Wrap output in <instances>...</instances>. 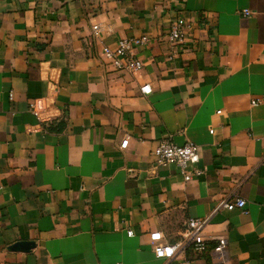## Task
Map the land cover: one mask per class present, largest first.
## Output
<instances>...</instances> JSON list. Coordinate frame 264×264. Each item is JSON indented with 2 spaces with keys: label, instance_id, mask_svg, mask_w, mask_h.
<instances>
[{
  "label": "crops",
  "instance_id": "1",
  "mask_svg": "<svg viewBox=\"0 0 264 264\" xmlns=\"http://www.w3.org/2000/svg\"><path fill=\"white\" fill-rule=\"evenodd\" d=\"M180 17L198 49L169 60ZM121 39L141 70L103 59ZM167 137L198 147L200 176L154 167ZM238 198L245 213L219 208ZM188 219H208L191 264H264V0H0V264H179L148 234L176 241Z\"/></svg>",
  "mask_w": 264,
  "mask_h": 264
},
{
  "label": "built area",
  "instance_id": "2",
  "mask_svg": "<svg viewBox=\"0 0 264 264\" xmlns=\"http://www.w3.org/2000/svg\"><path fill=\"white\" fill-rule=\"evenodd\" d=\"M240 14L248 17L253 13L249 10H243ZM199 20V25H201L202 28L208 31L214 28V22L210 21L212 20L210 15L202 13ZM193 30L194 26L183 17L177 18L170 23L168 32L164 36L172 50L171 55L168 57L169 60L177 55L179 50L193 52L198 49V44L195 39L192 38L190 42H187V40L192 37ZM92 32L94 34L103 32L106 37H111L114 34L110 26L102 27L100 25H93ZM140 43L143 44L144 41L142 40ZM134 45L135 43L133 40L121 39L116 42L114 47L103 48V59L117 72H137L141 70L143 64L140 59L132 54ZM140 92L143 95L150 94V86H142ZM251 104L257 105L258 101L252 102ZM30 109L34 113L40 111L42 109V101L33 100L30 103ZM127 144L128 138L121 143L120 148L125 149ZM151 156L153 158L154 167L175 165L185 183L191 181L193 177H198L202 174V171L197 168L199 162V149L191 142H186L178 146L172 143L170 137L164 138L160 140L157 146L152 150ZM244 207L245 201L239 198L230 201H222L219 204V208L228 211L239 209L245 213ZM207 220L208 219H188L184 225L181 237L173 242H168L165 235L160 231L150 232L148 234V239L153 246L155 257L167 261L179 260V264H191L193 258H199L204 255L208 251V245L202 236V231L207 224ZM127 235L131 236V233L127 232ZM226 245V240L220 239L212 248V251L219 255H223Z\"/></svg>",
  "mask_w": 264,
  "mask_h": 264
},
{
  "label": "water",
  "instance_id": "3",
  "mask_svg": "<svg viewBox=\"0 0 264 264\" xmlns=\"http://www.w3.org/2000/svg\"><path fill=\"white\" fill-rule=\"evenodd\" d=\"M35 247V243L31 241L17 242L8 247L11 252H30Z\"/></svg>",
  "mask_w": 264,
  "mask_h": 264
}]
</instances>
